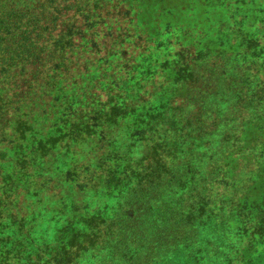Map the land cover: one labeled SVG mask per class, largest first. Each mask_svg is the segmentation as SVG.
<instances>
[{"label":"trees","instance_id":"obj_1","mask_svg":"<svg viewBox=\"0 0 264 264\" xmlns=\"http://www.w3.org/2000/svg\"><path fill=\"white\" fill-rule=\"evenodd\" d=\"M99 8L100 0H0V264H173L194 247L192 231L209 232L212 215L231 214L226 201L242 202L240 177L226 168L229 146L244 145L256 158L251 177L264 179V107L250 111L238 98L259 93L253 75H237L238 92L221 95L252 115L254 140L235 137L239 122L221 110L196 133L193 115L149 110L146 98L135 116L110 108L42 136L51 120L44 98L69 103L55 77L83 37L76 18L92 28ZM188 159L193 167L180 169Z\"/></svg>","mask_w":264,"mask_h":264},{"label":"rangeland","instance_id":"obj_2","mask_svg":"<svg viewBox=\"0 0 264 264\" xmlns=\"http://www.w3.org/2000/svg\"><path fill=\"white\" fill-rule=\"evenodd\" d=\"M98 13L99 23L92 28L76 18L83 37H74L75 54L64 55L65 69L55 77L59 95L69 103L50 102L51 94L44 98L48 103L43 111L51 120L43 122L42 136L66 133L89 121L85 116L93 118L110 108L135 116L146 98L143 104L149 110L177 106L173 112L181 117L193 115L189 121L196 133L205 125L202 118L207 122L215 117L213 111L221 110L224 119L239 122L235 137L257 138L258 127L250 123L247 107L257 101L264 107V0H100ZM237 75L257 79L259 93L239 94L247 109L222 100V91L238 92L233 90L239 87ZM189 93L192 98L184 101ZM205 106L211 114L201 109ZM243 147L229 146L226 152V168L240 177L242 202L226 201L223 208L231 214L224 213L221 220L212 215L209 232L192 231L194 247L180 249L173 264H264V179L251 177L256 158ZM178 167L193 165L188 159ZM151 168L160 170L158 165ZM67 189V194L73 192L74 183L68 182ZM218 206L210 208L213 213Z\"/></svg>","mask_w":264,"mask_h":264}]
</instances>
